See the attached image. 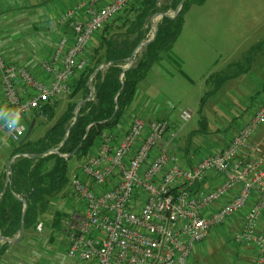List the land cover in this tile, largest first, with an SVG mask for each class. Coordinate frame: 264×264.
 I'll list each match as a JSON object with an SVG mask.
<instances>
[{
	"label": "built area",
	"instance_id": "1",
	"mask_svg": "<svg viewBox=\"0 0 264 264\" xmlns=\"http://www.w3.org/2000/svg\"><path fill=\"white\" fill-rule=\"evenodd\" d=\"M135 1L81 0L64 13L59 24L70 26L72 39L62 37L51 60L41 63L47 83L0 55L1 96L22 117L15 129L7 127L11 115L0 118V152L4 145L22 142L28 117L72 94L73 81L89 66L86 53L95 36ZM80 13L85 16L81 21ZM192 119L189 110L180 115L182 123ZM263 127L264 100L224 149L191 168L163 145L170 132L167 120L136 117L126 132H104L96 154L84 161L69 184L70 197L83 206L63 222L67 259L192 264L194 250L212 229L235 227L239 221L233 243L254 248L256 264H264V140L257 136ZM178 136L171 132V142ZM10 176L8 172V181ZM210 178L218 179L213 188L207 186ZM44 226L38 223L37 231Z\"/></svg>",
	"mask_w": 264,
	"mask_h": 264
},
{
	"label": "rangeland",
	"instance_id": "2",
	"mask_svg": "<svg viewBox=\"0 0 264 264\" xmlns=\"http://www.w3.org/2000/svg\"><path fill=\"white\" fill-rule=\"evenodd\" d=\"M74 1L0 0V9L5 12L8 10V5H10V8L16 7L19 11L27 9L43 10L45 8L49 12L53 10L62 11L64 8L65 10L67 8L73 9L75 7ZM170 1L164 0L161 1V4L166 5V2L169 3ZM136 5L134 4V7L131 6L132 8L124 12L121 18H119L121 15L117 17L112 22V26L122 27L124 20L132 21L135 16L133 8L135 9ZM192 8H195L193 10L194 14L189 13ZM207 13L225 15L222 18L225 21V28L204 29V22L201 21L200 17L207 15ZM168 14L173 17L174 11L170 10ZM59 16L62 17L63 15ZM153 18L154 16L149 20L148 34L142 45L153 39L150 27ZM188 18L189 24L187 23ZM162 19H158L155 24H159ZM184 20L186 25H184L179 39L172 48L171 59L168 58L167 64L164 60L162 62L163 67L157 64L159 73L152 74L150 82L153 87L148 88L150 91L146 93L157 107L156 113L150 119L155 121L174 119L178 124L175 132L184 129V132H180L174 147H169V151L176 157H183V153L187 149L185 146L188 143L193 148L200 149V154L204 157L219 153L221 149L226 147L230 143V138L236 134V131L241 129L264 100V0H206L202 6H192L185 15ZM128 25L129 22L127 24L129 28ZM127 27L119 29L118 32L124 34L128 29ZM258 45L261 47L256 52H252V48ZM98 46H100L99 42ZM92 47L90 46L88 49ZM146 47H142L137 52L130 67L140 61ZM174 49H185L183 59L176 56L178 60L174 57ZM86 55L90 62V53L87 52ZM237 72L236 76H239V74L241 76L239 79L236 80V77L235 80L222 83L220 88L217 87L218 76H235L234 74ZM1 99L0 94V110L3 107ZM80 101L81 97L79 96L73 100V103H79ZM70 103H72L70 96L59 101L53 121L44 117L39 118L29 141L37 142L43 138L67 110ZM187 110L192 112L193 119L185 124L181 122L180 115ZM142 118L149 119L147 117ZM25 123L29 128L32 122L26 119ZM192 133L193 136L191 137ZM188 134L190 135L188 136ZM257 136L261 141L264 140V127ZM19 144L21 145V142ZM19 144L9 143L3 146L0 152V178L4 177L5 174L7 177L11 157L16 152ZM178 145L180 150L177 149ZM77 161L79 160L76 158L71 160V172L72 167L81 165V161H79L80 163ZM48 217L49 215L42 219L45 220ZM263 222L264 219L260 224V228L264 232ZM238 223L241 224L237 221ZM44 224V230L41 233L37 231L34 233L29 232L23 237L24 239L28 235L27 238L35 240V245L26 249L24 254L28 257L46 258V260L63 259L66 253L65 237L62 234L54 236V232L50 234L45 229L49 224L45 222ZM62 230L63 228L59 231ZM229 231L230 234H228ZM233 232V226L218 227V231L210 235L208 256L200 258L197 264H256L255 261L253 262L251 252L245 251V257L250 256V259L245 258L246 260H242L241 249L233 243L231 238ZM48 235H53V243L49 242ZM39 264H42V262ZM71 264L90 263L71 262Z\"/></svg>",
	"mask_w": 264,
	"mask_h": 264
},
{
	"label": "trees",
	"instance_id": "3",
	"mask_svg": "<svg viewBox=\"0 0 264 264\" xmlns=\"http://www.w3.org/2000/svg\"><path fill=\"white\" fill-rule=\"evenodd\" d=\"M161 1L164 0H136L132 3L131 6L137 5L133 8L135 16L132 21L124 23V27H127L129 22L127 31L110 39L103 35L100 46L90 52L88 68L74 80L70 96L72 103L66 112L43 138L17 145L11 157L15 160L9 181L6 174L0 178V256L12 246L4 240L17 239L22 226L25 228L24 236L36 231L39 218L47 215L52 200L68 187L73 158L68 160L65 157L76 153L74 158L85 161L101 135L120 126L140 84L147 79L154 65L168 60L172 55V48L183 31L187 12L192 6H202L206 2L186 0L178 16L163 18L157 25L155 39L144 49L140 61L127 68L135 51L146 41L149 20L156 14H167L170 10L175 14L184 0H171L166 5H162ZM260 47L252 48V52ZM102 66L105 69H100ZM237 74L218 76L217 87L238 78L240 74ZM79 96L80 102H87L76 113L80 102L73 103V100ZM57 106L58 103L45 106L38 113L39 117L53 121ZM52 151H58V154H50ZM60 220L57 218L56 227L60 226Z\"/></svg>",
	"mask_w": 264,
	"mask_h": 264
},
{
	"label": "crops",
	"instance_id": "4",
	"mask_svg": "<svg viewBox=\"0 0 264 264\" xmlns=\"http://www.w3.org/2000/svg\"><path fill=\"white\" fill-rule=\"evenodd\" d=\"M80 1L81 0H75L74 1L75 3L73 2L74 6H76ZM195 8L194 9L192 8V10L189 13L192 12L191 14H194L193 10H195ZM68 10H70V8H67L66 10L64 8L62 11L53 10L50 12L46 8L43 10L27 9V10L19 11V9H17L16 7L10 8V5H8V10L5 12H3L2 9H0V55L3 56L8 63L26 66L33 72L34 76L37 79L43 82H46V83L49 82L50 80L49 77L46 76L41 70V63L44 61L51 60V58L55 55L60 39L62 37L67 36L71 42L72 30L70 26L59 24V19L61 18L59 15L61 14L64 15V13H66ZM123 15H121L119 18H121ZM84 17H85L84 14L80 13L77 19L81 21L84 19ZM223 17H225V15L220 16V14H217V13H214V14L207 13V15L205 14L201 16L200 18H201V21L204 22V25H203L204 29L207 30L209 28L224 29L225 21L222 20ZM125 22L126 21L124 20V23ZM187 23L189 24V18L187 19ZM123 28H124V24L122 27H118L117 25L113 27L111 23L109 27L105 28L98 35L95 36L93 42L91 43V47L93 46L92 48H98V42L99 44L102 43L103 35L107 36L108 39H110L111 37L117 36L118 34H120L118 30L123 29ZM92 48L88 49L87 52L89 53L92 52L93 51ZM184 50L185 49H174V57L177 58L176 56H178V58L181 59L183 57ZM167 61L168 60L164 61L166 62L165 64H167ZM162 62L159 64V66L161 67H163ZM158 68H159L158 65H154L147 79L140 84L133 104L128 109V111L125 113L124 118L122 119V122L120 126L118 127L120 131L125 130L126 132L131 126L132 121L136 117H139V118L147 117L149 118L147 119V121H155L153 119H150V117L156 113L157 107L153 103L152 99L148 96V93L146 92L150 91L148 90V88L151 89L153 87L150 80H151L153 73H155V75L159 73L157 71ZM100 69H103V68L101 67ZM240 77L241 76L236 78V80L239 79ZM74 82L75 81H73L72 85L74 84ZM20 89L21 91L24 90L22 86ZM1 100H2L1 104L3 107H2V110H0V117L6 118L7 116H9L10 110L6 106L3 97ZM60 100H54L49 105H53L54 103L59 104ZM57 109H58V106L56 110ZM38 113H35L31 115L30 117H28V121L30 122L36 121V125H37L38 119L41 118L39 117ZM162 120H167L170 123V132L169 134L165 136V139L163 141V145H165V147L167 146L169 149V147H174L176 143L175 141L171 142L170 133L175 132L178 124L177 122H175L174 119H171V120L162 119ZM118 128H116V130ZM183 130L184 129L182 128L179 132L178 131L176 132L179 135L180 132H182ZM235 133H237V131ZM189 135L190 134H188V136ZM192 135L193 133L191 134V137ZM233 137L234 135L230 139L232 140ZM98 143L99 141L97 142L96 146L92 149L89 156H91L92 154H96L98 150L97 148ZM185 147L187 149H185L186 151L185 153H183V157L179 156L177 158L187 168L194 167L197 163H199V161H201L204 157L207 156L206 155L202 157L200 154V149L198 150L196 147L193 148L188 143ZM198 147H200V145H198ZM177 149L180 150L179 145ZM83 163H84V160L81 161V165L79 167H76V166H74V168L72 167V172L70 173V181L73 175H76L79 173L80 168ZM70 181H69V184H70ZM217 181L218 179L210 178L207 184L208 188H213L217 184ZM69 184L62 194H60L59 196H57L56 198L52 200L48 213H47V215H49L48 219L46 218L45 220H43L42 219L43 217L39 218L38 223H40L41 221H44L46 224H49L46 226L45 229H47V231H49L50 234L54 232L55 233L54 236H59V234H62V236L65 237L64 235L65 229L63 226L64 220L68 218L75 209H81L83 206L81 200H75L76 198L70 197ZM80 202H81V205H80ZM71 206H72V209H71ZM57 218L61 219L59 227H56ZM239 225L237 224V226L233 227L234 231L236 230L237 227H239ZM263 226H264V222H263ZM61 228H63V230L59 231L61 230ZM36 231H32V232L34 233ZM212 231L213 233L211 234ZM217 231H218V228L212 229L211 232L209 233L208 238L196 247L192 255V260H191L192 264H197L200 261L199 260L200 258L208 256L209 240L211 239L210 235L215 234ZM230 233L231 232L229 231L228 234ZM27 237L28 235L20 243H18L17 245L11 246L4 255L0 256V264L2 263L4 264H39L40 262H42V264H71V262H73L67 259L66 253L63 259H57L56 261L52 259L46 260V258L40 259V257L38 256H36V258L35 256L28 257V255L24 254V251L26 249H29L31 246L35 245V240L31 238H27ZM52 239H53V235L52 236L50 235L49 242L53 243ZM64 244L67 250V242L65 241ZM238 248L241 249L242 260L250 259V256L246 258L244 255V252L247 251L253 254L252 255L253 262L254 261L256 262L257 257H256V251L254 248L245 247V246H239Z\"/></svg>",
	"mask_w": 264,
	"mask_h": 264
},
{
	"label": "water",
	"instance_id": "5",
	"mask_svg": "<svg viewBox=\"0 0 264 264\" xmlns=\"http://www.w3.org/2000/svg\"><path fill=\"white\" fill-rule=\"evenodd\" d=\"M185 1H186V0H184V1L181 3V5L179 6V8L176 10V12H175V14H174V17L170 16L168 13H167V14H156V15L154 16V18H153V19L151 20V22H150L151 26L153 27V25H154V19H156V18H159V17H161V18L168 17V18L173 19V18H175L176 16H178V14H179L181 8H182V7L184 6V4H185ZM157 31H158V30H157V27H156V30H155L154 33H153V39H152L151 41L146 42V43L143 44V45L141 44V45L138 47V49H137V50L135 51V53L133 54L132 58L129 60V66H128V68H130V65L133 64L137 52H138L142 47L147 46L148 44H150L151 42H153V40L155 39V37H156V35H157ZM103 68H105V67H103ZM99 70H100V69H99ZM90 87H91V84H90ZM91 91H92V95H91V96L93 97V90L91 89ZM86 102H87V101H84V102H82V103H80V104L78 105V107H77V109H76V113L78 112V110H79V109H80V108H81ZM35 125H36V121H33V122L31 123L30 127L28 128V131H27V133H26V136H25L24 139L22 140L21 145L25 144V143L30 139V136H31V134H32V132H33V130H34V128H35ZM69 131H70V130H69ZM69 131H68V133H69ZM67 137H68V134L66 135L65 141H66ZM50 154H58V151H52ZM75 154H76V153H73L72 155L67 156V157H65V158L68 159V160H69V159H72V158L75 157ZM37 157H38V156H34V158H37ZM14 160H15V158H13L12 161L10 162V164H9V167H8V172H9V173H10V171H11V168H12V165H13ZM23 202H24L25 205H26V201L23 200ZM24 234H25V228H24V226H22V229H21L20 235L17 237V239H15L14 241H8V240H4V241H5V242H8V243L11 244L12 246L17 245L18 243H20V242L22 241V239H23V237H24ZM0 240H2V237H1V236H0Z\"/></svg>",
	"mask_w": 264,
	"mask_h": 264
},
{
	"label": "clouds",
	"instance_id": "6",
	"mask_svg": "<svg viewBox=\"0 0 264 264\" xmlns=\"http://www.w3.org/2000/svg\"><path fill=\"white\" fill-rule=\"evenodd\" d=\"M13 112L15 113L14 115L12 114ZM9 115H11V120L7 123V127L9 129L17 128L22 118L20 112L10 110Z\"/></svg>",
	"mask_w": 264,
	"mask_h": 264
},
{
	"label": "bare ground",
	"instance_id": "7",
	"mask_svg": "<svg viewBox=\"0 0 264 264\" xmlns=\"http://www.w3.org/2000/svg\"><path fill=\"white\" fill-rule=\"evenodd\" d=\"M161 17H159V18H157V19H154V25H153V27L151 26V24H150V27H151V33H152V36H153V33H154V31L156 30V27H157V25L155 24L156 23V21L158 20V19H160Z\"/></svg>",
	"mask_w": 264,
	"mask_h": 264
}]
</instances>
